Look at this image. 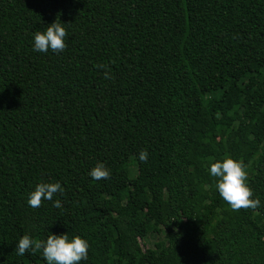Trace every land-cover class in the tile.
I'll list each match as a JSON object with an SVG mask.
<instances>
[{
    "label": "trees",
    "instance_id": "16d2710c",
    "mask_svg": "<svg viewBox=\"0 0 264 264\" xmlns=\"http://www.w3.org/2000/svg\"><path fill=\"white\" fill-rule=\"evenodd\" d=\"M56 20L64 50L33 52ZM226 156L257 207L219 197ZM41 182L60 208L28 206ZM66 233L81 264H264V0H0V264Z\"/></svg>",
    "mask_w": 264,
    "mask_h": 264
},
{
    "label": "clouds",
    "instance_id": "9594fccd",
    "mask_svg": "<svg viewBox=\"0 0 264 264\" xmlns=\"http://www.w3.org/2000/svg\"><path fill=\"white\" fill-rule=\"evenodd\" d=\"M65 37L64 23L56 20L47 25L44 31H35L32 34V51L60 53L66 47ZM105 76L107 78V73ZM138 158L141 162H145L148 158L147 150H140ZM207 171L210 177L215 178V189L219 197L233 210L255 208L259 205V200L251 198L253 193L246 183L247 172L239 160L226 156L221 160L209 161ZM109 175V169L102 162H98L88 172V176L97 181L107 179ZM58 192L60 195L64 192L59 182L38 183L28 193L27 204L36 208L44 200L52 201L53 207L60 208L61 201L53 200V196ZM88 249V241L79 235L69 238L67 233L50 234L46 240L37 241L31 235L25 234L16 241L14 252L17 256H24L26 252L30 255L40 252L45 264H81L88 259Z\"/></svg>",
    "mask_w": 264,
    "mask_h": 264
},
{
    "label": "rangeland",
    "instance_id": "374dc122",
    "mask_svg": "<svg viewBox=\"0 0 264 264\" xmlns=\"http://www.w3.org/2000/svg\"><path fill=\"white\" fill-rule=\"evenodd\" d=\"M163 238V235H160L159 236V239H162ZM158 240L157 236L156 237H151L149 238L148 241L144 242L143 245H144V248H151L153 247L154 243Z\"/></svg>",
    "mask_w": 264,
    "mask_h": 264
}]
</instances>
